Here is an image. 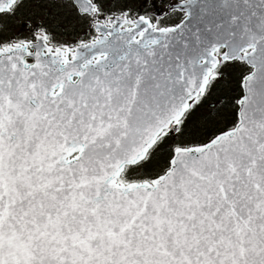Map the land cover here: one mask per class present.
<instances>
[{"label": "snow or ice", "instance_id": "1", "mask_svg": "<svg viewBox=\"0 0 264 264\" xmlns=\"http://www.w3.org/2000/svg\"><path fill=\"white\" fill-rule=\"evenodd\" d=\"M0 264H264V0H0Z\"/></svg>", "mask_w": 264, "mask_h": 264}]
</instances>
